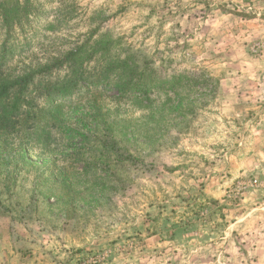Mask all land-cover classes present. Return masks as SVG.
Instances as JSON below:
<instances>
[{
    "label": "rangeland",
    "instance_id": "374dc122",
    "mask_svg": "<svg viewBox=\"0 0 264 264\" xmlns=\"http://www.w3.org/2000/svg\"><path fill=\"white\" fill-rule=\"evenodd\" d=\"M263 2L20 0L3 69L34 75L0 119V264H264ZM69 51L137 62L152 102L109 88L45 127Z\"/></svg>",
    "mask_w": 264,
    "mask_h": 264
},
{
    "label": "trees",
    "instance_id": "16d2710c",
    "mask_svg": "<svg viewBox=\"0 0 264 264\" xmlns=\"http://www.w3.org/2000/svg\"><path fill=\"white\" fill-rule=\"evenodd\" d=\"M31 13L32 10L28 3L26 6H22L20 0H0V32L2 30L3 35L0 41V119L6 126L15 123L14 117L20 111V101L34 75L29 72L13 79L3 69L8 60L13 58L16 49L14 44L16 38L12 40L15 30L24 31L27 28ZM20 45L23 47L24 44ZM71 52L69 51L58 58L56 64L52 66L54 70H61L63 64L68 63L67 67L69 68L65 76L62 79H56L53 83L47 82L43 86L42 91L48 103L45 110L48 108L51 110L49 114H45L44 119L41 118L45 122V127L57 117L56 114L64 106H72L83 98L86 99L88 94L101 93L109 88L117 90L118 98L126 97L135 103H140L142 100L152 102L149 93L153 88L152 83L156 84L157 80L140 69V64L137 62L129 65L126 59L113 61L105 58L103 62L92 68L83 69L71 56ZM39 71L44 75H50L53 72L48 64L42 65ZM182 76L183 78L188 77L185 74H173L166 77L164 81L168 84L167 86L171 87L173 84H177V80H180ZM163 87H165L164 84ZM95 115H101V108ZM106 139L113 143L112 147L114 148L116 141L113 136L110 134ZM103 145L107 146L105 140Z\"/></svg>",
    "mask_w": 264,
    "mask_h": 264
},
{
    "label": "crops",
    "instance_id": "0c3cea01",
    "mask_svg": "<svg viewBox=\"0 0 264 264\" xmlns=\"http://www.w3.org/2000/svg\"><path fill=\"white\" fill-rule=\"evenodd\" d=\"M264 3V2H263Z\"/></svg>",
    "mask_w": 264,
    "mask_h": 264
}]
</instances>
